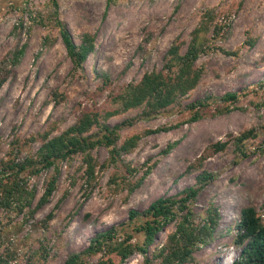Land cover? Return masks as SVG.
<instances>
[{"label":"rangeland","instance_id":"obj_1","mask_svg":"<svg viewBox=\"0 0 264 264\" xmlns=\"http://www.w3.org/2000/svg\"><path fill=\"white\" fill-rule=\"evenodd\" d=\"M45 2L0 0V172L10 160L23 163L35 157L45 135L48 140L60 136L88 112L99 114L103 125L126 124L118 131V149L132 136L140 139L116 159L106 146L95 148L90 182L82 155L38 174L22 173L25 193L0 203V264H66L112 227L122 238L129 233L133 244H141L143 237L134 229L146 218L130 221V211L142 213L161 197L197 188V178L205 172L213 179L192 209L204 216L216 208L219 226L215 238L186 264H232L239 259L235 240L241 211L254 207L264 224V0H58L60 18L75 42L80 44L85 33L95 37V51L82 70L74 68L56 25L45 29L26 13L18 27L23 8L37 14ZM210 10L216 20L200 38L211 47L194 64L202 69L198 85L150 118L140 117L143 108L105 118L121 109L114 98L126 87L139 84L146 73L165 72L173 45L182 46L181 55L187 52L193 32ZM215 27L220 29L217 39ZM49 35L50 45L45 39ZM23 47L24 55L15 62L13 54ZM228 93L238 95L234 104L220 101ZM203 100L207 105L200 109L201 119L189 123L193 113L188 106ZM159 128L172 130L149 133ZM99 129L89 135L101 137ZM251 130L255 136L240 149L237 138ZM220 143L227 146L216 151L214 145ZM53 177L52 197L36 210ZM27 192L33 195L31 208L22 207ZM175 229V224L168 225L150 254ZM103 257L82 256L79 264H99ZM111 258L113 264L144 263L138 252L124 262L115 254Z\"/></svg>","mask_w":264,"mask_h":264},{"label":"trees","instance_id":"obj_2","mask_svg":"<svg viewBox=\"0 0 264 264\" xmlns=\"http://www.w3.org/2000/svg\"><path fill=\"white\" fill-rule=\"evenodd\" d=\"M58 0H46L45 4L39 6V11H31L30 8L21 10V18L18 27L23 25V17L27 13L32 23H35L45 29L56 25L59 29L61 39L66 47L68 56L73 62L76 70H82L89 56L95 51V37L90 33H85L81 37L80 44H77L71 34L68 26L60 18ZM216 15L210 10L205 13L200 26L193 32L192 41L188 46L187 52L181 55V45H173L167 54L164 66L165 72L146 73L139 84H131L126 87L119 95L114 98V102L119 103L120 110L108 112L105 118H110L119 113L132 109L143 108L141 118H150L160 112L165 111L176 102L186 96L188 92L194 89L202 76V69L194 67L195 62L206 54L210 49L208 40H201V35L207 34ZM215 39L220 37V29L216 30ZM46 43L50 45L53 39L45 37ZM25 53V47L18 49L13 54V59L18 62ZM109 82L108 78L105 79ZM238 95L228 93L220 99L223 103L234 104L238 100ZM207 100L198 101L188 106L193 116L189 123L197 122L202 115L200 109L206 107ZM228 111V108L225 109ZM99 114L85 113L79 121L60 136L48 140L44 136L43 144L36 153L35 157L25 160L23 163H16L10 160L5 163L4 169L0 172V203L5 200L9 204L16 194L25 193L20 187V176L27 171L32 174H38L44 170L53 168L58 162L72 160L77 155L83 156L86 166L85 176L87 182H90L95 176V163L92 157V151L98 146H106L111 149L113 159L122 152H129L135 148L139 135L132 136L121 148H117L118 131L126 124H120L111 127L108 124H101ZM134 121H129L127 125H133ZM94 127L100 128L101 137L94 138L89 135ZM172 128H159L149 133H159L161 131L169 132ZM255 136L254 131H248L237 138L236 142L241 149L244 141ZM169 145L165 153L173 149ZM227 144L214 145L216 151H222ZM115 156V157H114ZM151 169H149L150 171ZM199 186L191 187L179 192L176 196L161 197L154 201L144 212L130 211V221L138 217H145L146 221L134 231L142 235L141 244H133V235L125 233L122 235L116 227L109 228L96 235L90 241L89 247L80 255H74L66 264H79L82 256H95L103 254L99 264H113L111 255H117L122 262L127 261L134 253H140L144 258L143 264H186L192 260L196 250L207 245L214 238L219 226L220 215L216 208H209L205 215L196 214L192 205L197 200L201 190L212 181L213 176L209 173H203L198 178ZM145 177L131 186V192L137 190L144 182ZM57 178L53 177L36 210L46 205L56 189ZM27 201L23 208H31L33 195L26 193ZM21 197V195H20ZM23 211V209L21 210ZM30 216L34 214L29 210ZM53 218L50 213L48 220ZM171 224L176 225L172 232L157 252L150 254V247L154 245L160 233ZM235 243L241 248L239 259L232 264H264V224L260 215L254 207L244 208L241 211L240 220L237 226V236Z\"/></svg>","mask_w":264,"mask_h":264}]
</instances>
